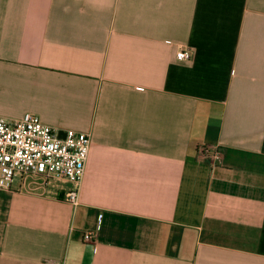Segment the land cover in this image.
Listing matches in <instances>:
<instances>
[{
  "label": "crops",
  "instance_id": "0c3cea01",
  "mask_svg": "<svg viewBox=\"0 0 264 264\" xmlns=\"http://www.w3.org/2000/svg\"><path fill=\"white\" fill-rule=\"evenodd\" d=\"M25 112L91 143L76 203L0 188V264H264V0H0Z\"/></svg>",
  "mask_w": 264,
  "mask_h": 264
},
{
  "label": "built area",
  "instance_id": "2783aa9c",
  "mask_svg": "<svg viewBox=\"0 0 264 264\" xmlns=\"http://www.w3.org/2000/svg\"><path fill=\"white\" fill-rule=\"evenodd\" d=\"M192 51L179 45L178 59H189ZM91 135L74 128L60 129L45 123L34 112L9 119L0 115V188L10 189L15 176L61 177L71 181L64 199L78 201L80 182L85 173ZM85 241L96 239L92 230L83 234Z\"/></svg>",
  "mask_w": 264,
  "mask_h": 264
},
{
  "label": "water",
  "instance_id": "95a60500",
  "mask_svg": "<svg viewBox=\"0 0 264 264\" xmlns=\"http://www.w3.org/2000/svg\"><path fill=\"white\" fill-rule=\"evenodd\" d=\"M60 134L63 136L64 135V131L60 132Z\"/></svg>",
  "mask_w": 264,
  "mask_h": 264
}]
</instances>
